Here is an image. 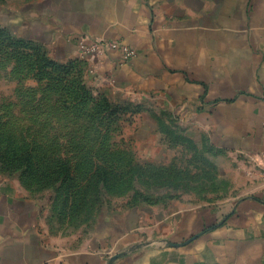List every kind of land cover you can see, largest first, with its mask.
Returning a JSON list of instances; mask_svg holds the SVG:
<instances>
[{
  "label": "crops",
  "instance_id": "crops-1",
  "mask_svg": "<svg viewBox=\"0 0 264 264\" xmlns=\"http://www.w3.org/2000/svg\"><path fill=\"white\" fill-rule=\"evenodd\" d=\"M4 12L11 39L89 62L113 100L132 107L128 117L157 122L145 135L166 136L164 119L202 133L250 172L251 189L216 212H104L84 236L51 231L32 196L5 186L0 264H264V0H0ZM81 39L136 56L123 61L117 48L96 57Z\"/></svg>",
  "mask_w": 264,
  "mask_h": 264
},
{
  "label": "rangeland",
  "instance_id": "rangeland-1",
  "mask_svg": "<svg viewBox=\"0 0 264 264\" xmlns=\"http://www.w3.org/2000/svg\"><path fill=\"white\" fill-rule=\"evenodd\" d=\"M10 49L0 46V188L32 196L51 231L85 236L102 213L133 208L226 210L251 189L250 172L202 133L164 119L166 136L145 135L157 122L128 117L89 62L54 57L51 71Z\"/></svg>",
  "mask_w": 264,
  "mask_h": 264
},
{
  "label": "trees",
  "instance_id": "trees-1",
  "mask_svg": "<svg viewBox=\"0 0 264 264\" xmlns=\"http://www.w3.org/2000/svg\"><path fill=\"white\" fill-rule=\"evenodd\" d=\"M3 43H7V46L11 47L12 52L16 51L17 49L21 51H29L30 54L26 53V57H33L32 55H34L35 60L41 61L42 68L50 69L51 71L58 69L55 64V61L46 57L45 53L41 51V46L33 45L22 40L11 39L7 31L0 28V46ZM161 129H163L165 132H167L168 130V128H166L164 125L161 126Z\"/></svg>",
  "mask_w": 264,
  "mask_h": 264
},
{
  "label": "built area",
  "instance_id": "built-area-1",
  "mask_svg": "<svg viewBox=\"0 0 264 264\" xmlns=\"http://www.w3.org/2000/svg\"><path fill=\"white\" fill-rule=\"evenodd\" d=\"M79 45L87 53L92 54L96 57L102 56L108 50H115L117 48H119L122 52L123 61L131 60L136 56L135 51L131 48L126 46H120L119 44L111 41H97L86 45L84 40L81 39L79 41Z\"/></svg>",
  "mask_w": 264,
  "mask_h": 264
},
{
  "label": "water",
  "instance_id": "water-1",
  "mask_svg": "<svg viewBox=\"0 0 264 264\" xmlns=\"http://www.w3.org/2000/svg\"><path fill=\"white\" fill-rule=\"evenodd\" d=\"M117 256H114L112 257L110 260H109V263L108 264H112L114 260H116Z\"/></svg>",
  "mask_w": 264,
  "mask_h": 264
}]
</instances>
